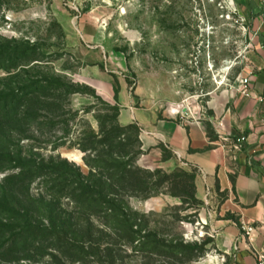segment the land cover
<instances>
[{
  "label": "rangeland",
  "instance_id": "1",
  "mask_svg": "<svg viewBox=\"0 0 264 264\" xmlns=\"http://www.w3.org/2000/svg\"><path fill=\"white\" fill-rule=\"evenodd\" d=\"M250 32L223 0H0V264H192L211 251L192 189L175 183L184 169L145 168L139 134L117 129L118 106L86 71L127 74L163 96H202L214 75L233 80L241 71ZM4 50L16 51L14 63L1 58ZM43 79L55 86H46L35 131L24 100ZM64 160L104 202L114 197L113 165L126 169L123 183L135 188L117 201L133 216L134 240L125 242L121 217L105 205L78 202L77 185L32 170L34 162L45 169ZM20 164L32 171L14 185L8 178ZM139 182L148 194L137 192ZM37 221L45 243L19 239V227ZM188 244L198 251L188 254Z\"/></svg>",
  "mask_w": 264,
  "mask_h": 264
},
{
  "label": "crops",
  "instance_id": "2",
  "mask_svg": "<svg viewBox=\"0 0 264 264\" xmlns=\"http://www.w3.org/2000/svg\"><path fill=\"white\" fill-rule=\"evenodd\" d=\"M223 2L251 30L246 61L233 80L214 75L202 96L196 91L183 97L174 89L163 96L132 84L127 74L86 72L119 107V124L138 127L145 168L195 173L199 221L215 236L211 251L192 264H257L250 246L264 250V0ZM248 75L247 98L238 84ZM242 220L256 227L251 244Z\"/></svg>",
  "mask_w": 264,
  "mask_h": 264
},
{
  "label": "trees",
  "instance_id": "3",
  "mask_svg": "<svg viewBox=\"0 0 264 264\" xmlns=\"http://www.w3.org/2000/svg\"><path fill=\"white\" fill-rule=\"evenodd\" d=\"M28 52H26L25 50H23L21 53H19V55H22V57H24V59L27 57ZM1 55H3L1 58L4 57V55L7 56V60L6 62H13L14 63V58L13 55H16V51L13 50H4L3 52H1ZM5 60V59H4ZM32 60V59H31ZM31 60H27L25 61V63H19L18 66L21 65H25L27 63H29ZM5 62V63H6ZM22 62V61H20ZM1 68V67H0ZM55 82H60L57 79H55ZM46 86H50L53 87L55 86L52 82V80L50 79H43V80H37L34 81L33 84L28 87L29 90L26 93V101L27 102V106L30 109V114H29V122L32 124L33 129L35 131H38L40 129L41 124L38 121V112L40 111V109L42 108V99L43 97H45V89L47 88ZM73 93H76V91H73ZM18 95L16 93H13L12 98L13 100H9L4 104V107L7 106L8 108L6 109L7 111H14L17 105V100L16 97ZM117 111V121H118V116H119V112L120 109L119 107L116 108ZM118 130H133L135 133L139 134V129L136 125H129V126H117ZM1 164H3V159H1ZM0 164V165H1ZM34 166L32 168L35 169L36 175L40 176V172H48L49 174L53 175V174H60V177H58V179L61 180L62 183H64L65 185L70 183L72 185H77V190L79 192V200L82 203H86V204H90V205H95L97 207H102V205H105L106 210H109L113 215L117 216V217H121L120 222H122V229L125 228V242H130L132 240H134V238L132 237L134 234H136V231H134V223L132 222V215L130 216V214L127 213V204L124 202L119 203V201H117V199L120 197H122L121 195V190H124L125 192H128L126 190H129L128 188H135V185L131 182L130 184L127 183H123V182H127L125 179V174H127L126 169L118 166L117 164L113 165V170H117L116 171V182L114 184V190H113V194L114 197L113 199H107V201H102V196L103 193L102 191H97L95 190L92 186H90L88 183H86L81 177L80 174H78V169H75V166L70 165L67 161H62L60 164H57L54 166V164L56 163H52L53 166H49V167H43L42 164H37L36 162L33 163ZM17 169H19V173L15 174L13 176H10V178H8V181H14V185L17 184L18 182L15 180H19L21 183V185H23L27 175L29 174V172H31L32 170L25 172V166L24 165H18L16 166ZM120 169H123V171H118ZM125 170V171H124ZM182 176L181 177H176L178 178V180H175L176 186L178 188H180L181 190L184 189V187L188 184L189 187L192 189V198L193 200L196 202V204L198 205V208L200 207V201L196 198L195 196V173L192 172H187L185 170L182 171ZM44 176V175H42ZM46 176L47 173H46ZM141 189H139L137 192H141L142 194L147 193V189L144 188V184H142V182H139ZM122 184V186H120L121 188H119L118 185ZM116 189H119L120 191H116ZM135 190V189H134ZM178 190V189H177ZM76 192V189H75ZM77 193V192H76ZM148 194V193H147ZM98 198V199H97ZM104 207V206H103ZM20 228V234H18L19 239H26V240H30V242L35 245H41L44 244L47 237H46V231L47 228L45 226V223H39L37 222H30L28 227L27 226H22L19 227ZM58 234V233H57ZM160 243V242H159ZM169 249L173 250L174 247H168ZM188 254H192L193 252L198 251V246L195 244H188L186 247H183ZM155 250V249H153ZM185 255H187L186 253H184ZM18 260V259H17ZM193 260V259H191Z\"/></svg>",
  "mask_w": 264,
  "mask_h": 264
},
{
  "label": "built area",
  "instance_id": "4",
  "mask_svg": "<svg viewBox=\"0 0 264 264\" xmlns=\"http://www.w3.org/2000/svg\"><path fill=\"white\" fill-rule=\"evenodd\" d=\"M250 79H251V76L248 75L247 77L241 78L238 84V89L240 93L247 98L251 96ZM244 140H245L244 138L241 139V141H244ZM240 229H241L243 237H245L248 243L251 244L252 236L254 235L256 231V227L254 226V224L248 220H242L240 222ZM208 235L211 237H214L215 233L213 231L211 233L208 232ZM250 247H251L250 250L253 256L255 257L256 263L264 264V250L256 249L252 246Z\"/></svg>",
  "mask_w": 264,
  "mask_h": 264
},
{
  "label": "bare ground",
  "instance_id": "5",
  "mask_svg": "<svg viewBox=\"0 0 264 264\" xmlns=\"http://www.w3.org/2000/svg\"><path fill=\"white\" fill-rule=\"evenodd\" d=\"M229 68H226V70L225 71H227Z\"/></svg>",
  "mask_w": 264,
  "mask_h": 264
}]
</instances>
